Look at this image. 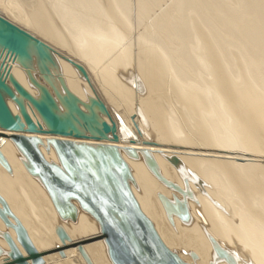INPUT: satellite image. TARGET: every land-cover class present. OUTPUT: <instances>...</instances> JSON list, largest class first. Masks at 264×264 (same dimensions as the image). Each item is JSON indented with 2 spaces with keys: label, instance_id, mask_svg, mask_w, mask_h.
<instances>
[{
  "label": "bare ground",
  "instance_id": "1",
  "mask_svg": "<svg viewBox=\"0 0 264 264\" xmlns=\"http://www.w3.org/2000/svg\"><path fill=\"white\" fill-rule=\"evenodd\" d=\"M0 96L16 123L0 122V195L41 264L114 263L89 212L73 200L76 218L58 215L15 133L57 164L49 138L119 146L141 211L186 264H264V0H0ZM42 103L70 134L45 132ZM160 194L187 217L169 219ZM4 232L26 256L0 218V264Z\"/></svg>",
  "mask_w": 264,
  "mask_h": 264
},
{
  "label": "water",
  "instance_id": "2",
  "mask_svg": "<svg viewBox=\"0 0 264 264\" xmlns=\"http://www.w3.org/2000/svg\"><path fill=\"white\" fill-rule=\"evenodd\" d=\"M40 113L52 124L47 133L70 134L59 124L57 118L45 104H36ZM29 133L37 130L30 117L23 113ZM0 122L5 128H14L16 123L0 96ZM5 135L0 133V136ZM18 150L25 157L27 170L37 176L44 185L52 203L61 218L75 219L77 205L89 212L99 223L101 236L104 238L108 254L114 264H186L175 252L161 240L150 219L141 211L133 196L129 181L132 180L130 169L120 154V147L114 144H87L70 139L49 138L46 149L54 148L58 164L50 162L39 150L43 141L34 135L11 134ZM131 156L137 157L135 148L124 147ZM147 164L156 170L154 160L146 149H142ZM169 160L178 165L179 160L172 156ZM0 164L10 171V166L0 151ZM157 173V172H156ZM174 189L179 188L164 180ZM159 198L167 216L176 214L180 218L188 215L186 204L174 197V201L162 194ZM0 218L6 227L13 228L17 242L23 247L22 254L8 232L3 238L9 246L8 260L4 264H41L43 252H39L29 238L26 229L11 212L7 202L0 195ZM11 219L13 221H11ZM59 240L64 243L69 236L61 226L55 228ZM63 254L62 249L58 248ZM219 257L225 252L216 247ZM2 252L0 248V253ZM193 258L196 254H191ZM213 264V263H212Z\"/></svg>",
  "mask_w": 264,
  "mask_h": 264
},
{
  "label": "rangeland",
  "instance_id": "3",
  "mask_svg": "<svg viewBox=\"0 0 264 264\" xmlns=\"http://www.w3.org/2000/svg\"><path fill=\"white\" fill-rule=\"evenodd\" d=\"M9 52H10V50H9Z\"/></svg>",
  "mask_w": 264,
  "mask_h": 264
}]
</instances>
